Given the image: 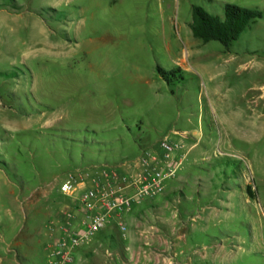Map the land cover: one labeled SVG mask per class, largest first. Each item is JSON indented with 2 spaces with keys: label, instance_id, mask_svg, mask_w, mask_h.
<instances>
[{
  "label": "rangeland",
  "instance_id": "374dc122",
  "mask_svg": "<svg viewBox=\"0 0 264 264\" xmlns=\"http://www.w3.org/2000/svg\"><path fill=\"white\" fill-rule=\"evenodd\" d=\"M226 3L264 11V0H0V223L13 191L42 232L67 207L68 176L139 173L166 139L181 165L145 199L170 203L153 217L186 220L205 264H264V16L229 46L190 27L193 5L223 17Z\"/></svg>",
  "mask_w": 264,
  "mask_h": 264
},
{
  "label": "crops",
  "instance_id": "0c3cea01",
  "mask_svg": "<svg viewBox=\"0 0 264 264\" xmlns=\"http://www.w3.org/2000/svg\"><path fill=\"white\" fill-rule=\"evenodd\" d=\"M8 198L14 206H7V220L0 223V264L7 257H15L12 264H38L40 259L51 264V254L65 221L64 209H70L77 219L81 217L75 201L69 197L67 207L56 211L42 232L36 233L34 220L28 225V216L23 215L19 195L11 191ZM29 199L33 202L32 194ZM169 204L149 200L136 204L124 214L126 231L110 225L78 247L70 264H205L208 254L195 252L186 220L180 228L176 216L153 217Z\"/></svg>",
  "mask_w": 264,
  "mask_h": 264
},
{
  "label": "built area",
  "instance_id": "2783aa9c",
  "mask_svg": "<svg viewBox=\"0 0 264 264\" xmlns=\"http://www.w3.org/2000/svg\"><path fill=\"white\" fill-rule=\"evenodd\" d=\"M160 145L162 159L152 153L142 156L137 162V167L142 168L139 173L106 171L103 179L94 177L91 182L71 174L60 184V191L75 201L81 217L77 219L70 209L64 210L65 221L51 254V264H70L78 247L112 224L126 231L124 214L164 192L165 182L175 176L181 165L172 154L180 144L172 145L164 139Z\"/></svg>",
  "mask_w": 264,
  "mask_h": 264
},
{
  "label": "trees",
  "instance_id": "16d2710c",
  "mask_svg": "<svg viewBox=\"0 0 264 264\" xmlns=\"http://www.w3.org/2000/svg\"><path fill=\"white\" fill-rule=\"evenodd\" d=\"M193 20L190 23L194 37L204 42L218 40L229 46L249 28L264 11L257 7H244L226 3L224 16L213 15L201 5L192 6Z\"/></svg>",
  "mask_w": 264,
  "mask_h": 264
}]
</instances>
